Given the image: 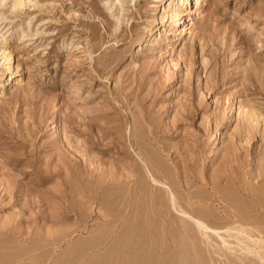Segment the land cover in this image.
I'll return each instance as SVG.
<instances>
[{
  "label": "rangeland",
  "instance_id": "1",
  "mask_svg": "<svg viewBox=\"0 0 264 264\" xmlns=\"http://www.w3.org/2000/svg\"><path fill=\"white\" fill-rule=\"evenodd\" d=\"M179 1L0 0V264H264V0Z\"/></svg>",
  "mask_w": 264,
  "mask_h": 264
},
{
  "label": "bare ground",
  "instance_id": "2",
  "mask_svg": "<svg viewBox=\"0 0 264 264\" xmlns=\"http://www.w3.org/2000/svg\"><path fill=\"white\" fill-rule=\"evenodd\" d=\"M173 1V0H172ZM188 1H190V0H180L179 2L180 3H182V4H184V3H186V2H188ZM178 3V2H177ZM179 3V4H180ZM170 4H172V3H170ZM179 4H174L173 5V9H172V11L174 12V13H172L171 15L172 16H174V17H177V16H180V12H179V8H180V5ZM188 6V5H187ZM185 9V8H184ZM184 9H182V10H184ZM186 11H188V10H186ZM184 12V11H183ZM182 16V15H181ZM166 17V15L164 14L163 16H162V18H165ZM167 18V17H166ZM183 18V17H182ZM184 18H186V17H184ZM178 19V18H177ZM185 23V22H184ZM182 29V28H181ZM183 31V30H182ZM184 32V31H183ZM183 34V33H182ZM154 40V39H153ZM152 42H146L145 44L148 46V45H150ZM152 45V44H151ZM2 55H4V59H6V61H7V63H8V67L10 66V61H11V58H12V54H11V52L10 51H6V50H4L3 51V54ZM167 188V187H166ZM170 189V188H169ZM171 191V190H170ZM192 218V217H191ZM195 220V219H194ZM197 220V219H196ZM195 220V221H196ZM196 224L198 225V226H200V227H202V228H205V229H207V227H205V226H203L202 225V223H200L199 222V220H197L196 221Z\"/></svg>",
  "mask_w": 264,
  "mask_h": 264
}]
</instances>
